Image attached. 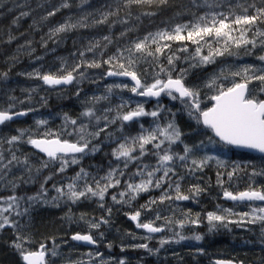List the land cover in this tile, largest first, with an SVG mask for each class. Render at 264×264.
<instances>
[{
    "label": "snow or ice",
    "instance_id": "obj_1",
    "mask_svg": "<svg viewBox=\"0 0 264 264\" xmlns=\"http://www.w3.org/2000/svg\"><path fill=\"white\" fill-rule=\"evenodd\" d=\"M88 0H80V5L87 4ZM168 0H112V3L105 7L109 10L100 13V19H94L92 24H104L110 17L119 16L124 11L125 18L120 23H128L127 17L132 16V9H144L166 5ZM196 8H205L203 14L192 12V18L185 23H176L171 28L149 32L143 38L131 41L124 47H118L116 52L103 58L104 49L111 44L110 37L105 36V44L100 41L90 42L89 46L79 52V61L71 66L62 62L56 72H44L35 70L28 73V77L38 79L49 88L61 85L80 84L85 80L92 83L97 78L90 77L88 69H102L105 71L98 74L99 79L127 78L131 85L124 80L113 81L105 86L102 95L86 96L82 103V110L73 117L64 113L61 117L62 124L59 128L53 129L48 126L47 119H37L35 129H18V135H13L6 141L10 147V158L5 162L3 152L0 151V181H4L12 172L14 167L20 166L31 173L34 165L31 162L30 154L23 158L12 151V146L19 143H26L39 153H43L46 159H41L38 167H35L38 176L43 169L58 165L55 174L66 173L74 166L80 165L81 161L89 155H95L102 150L105 142L114 144L111 150L112 162L103 175L93 174L83 166L75 175L68 177L67 182L61 186L53 184L56 192L49 200L48 189L45 185L52 180V175L44 177L40 184L39 191L31 196H18L16 189L20 182L30 183L35 179L29 176L24 179L23 175L9 180L7 184L0 185L9 188L11 195L0 197V230L12 228L16 239L12 242L19 253L23 264H54L49 257L60 255V245L55 238H51L52 247L48 248L41 242L36 249L26 245L33 243L30 235H22L23 225L19 220H13V215L20 217L25 215L29 208L36 202L47 204H58L61 201L76 204L81 200L95 199L100 208H105V197L110 189H119L123 183L124 187L117 193L112 194L111 199L115 204L131 206L139 194L154 189L160 190L158 198L150 197L149 200L140 205L133 213H128V218L135 224L137 229H142L147 235L133 239H142L145 243L132 245L134 248L144 249L152 254L154 250L149 247L147 241L154 239L156 233L165 231L172 232L174 238L161 237V247L170 243H180L186 239L200 241V235L193 234L187 237L182 231H175L172 227L183 229L187 224L199 226L200 215L196 213L194 218L191 210L183 213V219L174 220L173 216H162L158 209L153 206L164 204L166 201H196V198L205 189L200 184H193L187 192L182 191L181 181L186 177H199L197 173H203L206 168L215 166L216 182L221 189L223 198L230 200L238 206H247L250 211L237 212L235 208H223L217 205L216 212H208L206 215L209 231L217 227L227 228L230 224H237L243 227L246 224H260L261 237L264 238V205L255 202H264V184H258V177H264V54L255 55L257 48L264 53V0H192ZM80 5H77L78 7ZM69 0H61L59 6L48 11L42 17L47 20L55 16L62 8H71ZM28 12H22L21 17L28 16ZM92 13L81 15L73 22L71 16L58 26L50 29L49 38L58 36L61 33L69 32L77 28L88 27V17ZM141 15H155L151 11H141ZM139 17H137L138 19ZM20 17L14 23L18 22ZM132 31L131 28L121 33V36ZM13 37H10V40ZM173 44H177L173 50ZM100 49L99 52L96 50ZM235 49V51H234ZM246 56L255 55L260 64H226L219 72L212 73L202 85H189L186 83L190 69L199 68L209 64H215L220 57L242 58L240 50ZM206 50V54L205 53ZM85 52L93 53L91 60L85 58ZM178 53H185L181 57ZM164 56L167 64H164L161 57ZM99 57V58H97ZM177 61L186 63L185 67H178ZM145 67L143 72L140 65ZM81 68L84 71H81ZM7 73H2L4 79ZM254 81L259 82L258 87H250ZM207 89V92H204ZM130 92L131 97H119L120 102L114 106L109 103L102 110L97 108L101 102L110 101V98L117 93ZM36 89L29 90L28 99ZM81 90L76 92L80 96ZM162 96L171 101H178L183 110L187 112L190 119L196 124L203 125L205 140L199 143H186L185 133L175 121V113L162 103ZM132 97L145 98L144 101L133 100ZM204 97L209 100L210 106L202 107ZM10 103L7 108L0 109V125L11 121L14 117L26 116L29 112L36 111L34 108L13 112L16 103L23 104L24 100L16 97H9ZM45 100V98H41ZM155 99V107L149 111L145 108V102ZM46 102V101H45ZM135 107H131L132 104ZM171 113V118L167 114ZM152 118L150 127L139 124V131L133 135L128 130V125L137 123L141 118ZM164 123H161V119ZM115 125V131H110ZM119 133V135H117ZM211 133V135H208ZM25 137H27L25 139ZM69 137H74L69 139ZM97 141V143H94ZM182 151L178 150L180 146ZM208 145H219L223 148H239L254 151L260 154L262 161L257 166L249 160L246 163L222 159L215 154L204 151ZM150 146V147H149ZM16 151H19L17 149ZM155 157V163L145 162V158ZM135 164V171L128 172L130 165ZM251 168V171H249ZM244 173L248 179V187L245 190L231 191L224 187L227 182L231 183L235 178L239 179ZM159 174V175H158ZM127 177L126 179H123ZM138 178V179H137ZM166 185V187H165ZM26 202L28 207L21 211L22 203ZM245 202H248L245 205ZM171 206V205H170ZM156 211L154 219L141 221L142 211ZM175 209H173V212ZM110 216L112 209H106ZM7 213V215H5ZM67 219L72 222L71 209ZM80 220L88 225L89 232H80L71 235L70 239L77 242H85L88 245H96L103 239L100 233V240H97L93 230H99L102 225L109 224V219L101 216L99 219H86L82 214ZM157 221L162 223L157 224ZM111 249L112 245H107ZM124 251V248H121ZM155 251H159L156 249ZM88 260H80L76 264H111V261L103 259L99 250L86 253ZM119 264H125L121 258ZM215 264H233L232 261H215Z\"/></svg>",
    "mask_w": 264,
    "mask_h": 264
},
{
    "label": "rangeland",
    "instance_id": "obj_2",
    "mask_svg": "<svg viewBox=\"0 0 264 264\" xmlns=\"http://www.w3.org/2000/svg\"><path fill=\"white\" fill-rule=\"evenodd\" d=\"M200 1L202 3V0ZM69 2L72 4L71 8H62L55 16L43 20L42 17L46 16L48 11L59 6L61 0H0V20L5 18L7 14H14L12 18L13 21L11 20L10 22L12 27L18 25V23H14V21L17 20V17H20L26 21L28 27L31 29V32L28 33L29 36L19 44H14L12 49L8 52H4L2 59L0 60L1 70H6L5 72L0 70V72L8 74L6 79L0 76V109L7 108L10 103H13V101H10L9 97H16L18 100L25 101L23 104L16 103L15 107L12 109L13 112L26 110L28 108L36 109V111L29 112V114L22 120L5 123L0 126V141H6L11 136L18 135V129H35V121L37 119H47L49 121V127L53 129L59 128L62 124L61 117L64 113L76 117L82 110L81 101L84 100L86 96L90 97L93 94H104L105 86L114 81L99 79L98 74L106 70V65L103 66L102 69L87 70L90 77L97 78L96 83H92L90 80H85L80 84L74 83L69 87L63 88L46 87L40 80L29 78L27 75L28 73L34 72L35 70H40L41 73L56 72L59 70L62 62H66L67 66H71L79 61V52L85 50L90 42L100 41L102 45L107 43V41L103 40L105 35L110 37L112 43L108 44V47L104 49L105 55L103 58H107L108 55L115 53L118 47H124L131 41L145 36L142 34H136L141 26L140 18L137 19L138 16L132 15L127 17L128 23L126 24L119 22L125 18L124 11H121L119 16L113 18L110 17V22L95 25L91 24L94 18L100 19L99 15L101 12L109 10L105 6L111 4L112 0L88 1V3L84 5H80V1L72 2V0H69ZM77 5L80 6L78 7ZM204 11H206L205 8H196L193 3H190L187 13L189 20L192 18V12L203 14ZM22 12H28L29 16L21 17L20 14ZM87 12L92 13V15L88 17L87 23H89V26L87 29L86 27L77 28L69 32L61 33L51 39L49 38L50 29L64 23L69 16L72 17L74 22L77 18L79 19L81 15L87 14ZM185 22L187 21L182 23ZM129 28H131L132 31L121 36V33ZM98 32L100 33L98 34ZM101 32L103 33L101 34ZM173 46V50L178 47L177 44H173ZM96 51L99 52L100 49H97ZM240 53L242 58L220 57L217 58L215 64L190 69L186 83L189 85H202L212 73L219 72L220 68L226 64H260V61L255 59V55L264 54L261 52L260 48L255 50V55L253 56L244 55L243 49L240 50ZM85 54H87L85 55L86 59L91 60L93 58V53L85 52ZM178 54L181 57L185 55V53ZM204 54H206V50ZM161 60L164 64H167V60L164 56L161 57ZM177 64L178 67H188L186 63L180 61H177ZM145 67H148L149 69L150 79L151 66L141 64L140 70L143 72ZM81 71H84V69L81 68ZM125 82L131 85L129 81ZM258 86V81H254L253 84L250 85V87ZM31 89H36V91L32 93L31 99L29 100V90ZM78 89L81 90L79 97L76 95ZM207 91V89H204V92ZM131 95L132 94L128 91L120 93L117 90V93L110 98V101L101 102L97 105V108L102 110L104 107L108 106L109 103L114 106L120 102V96L128 98L131 97ZM42 97L45 98V100H42ZM132 99L134 101L145 100L137 97H132ZM161 100L167 108L172 109V112L175 113V121L185 133L184 140L186 143L192 144L199 143L201 140L206 141V137L203 134L206 130L203 129L202 125L198 126L194 120L189 118L187 112L183 110L182 105L178 101H171L166 96H163ZM210 103L211 102L204 97L202 107L206 105L210 106ZM155 104L156 101L147 100L145 102L146 110L151 111L155 107ZM131 107H135V104L133 103ZM167 116L168 118H171V113H168ZM183 121L184 123H182ZM164 122L165 121L162 118L161 123ZM140 123H143L145 127H150L152 124V118H141L139 122L128 125L127 127L131 134L135 135L139 131ZM115 128L116 126L113 125L110 131H115ZM117 135H119V133H117ZM208 135H211V133H208ZM26 138L27 137H25V139ZM73 138L74 137H69V139ZM94 143H97V141H94ZM114 146V144L105 142L100 152H97L95 155L86 156L81 161L80 165L70 167L66 173L55 174L58 165H53L49 168L43 169L37 176L35 167H38L40 160L46 159V157L34 152L31 146L26 143L13 145L12 151H15L17 156L23 158L25 154H30L29 158L34 165V168L32 172L29 173L20 166L14 167L7 178L4 181H0V185L7 184L9 180H13L15 177L21 175H23L24 179H28L31 175L35 177L33 181L27 184L20 182V187L16 189V194L18 196L27 197L31 195L22 194L27 188H32L37 193L44 177L52 175V180H49L45 185L49 190L47 198L50 200L52 196L56 195L52 185L56 184L57 186H61L66 183L68 177L75 175L81 166L93 174L103 175L108 170L110 162L115 164V161H113L111 157V150ZM9 147L10 146L6 142L0 143V151L3 152L5 162L10 158V152L8 151ZM182 147L183 146L181 145L178 150L182 151ZM17 149H19V151H16ZM204 151L209 154L218 155L222 159L229 161L246 163L251 160L252 163L257 166H260L262 163L259 155L239 152L231 147L223 148L219 145H208ZM145 162L154 164L155 157L145 158ZM129 169L131 170L129 172L135 171V164L130 165ZM216 171L215 166H211L206 168L203 173L196 174L199 179L196 177H186V179L181 181L182 191L184 192H187L191 185L197 183L205 189V191L196 198L195 202L192 200L175 202L166 201L164 204L153 206L154 209L159 210L162 216H173L174 220L183 219V213L189 210H191L193 218L196 213H199V226L187 224L183 229L175 228V225L172 227L175 231H182V234L187 237H192L193 234H196L200 235L202 239L200 241L186 239L180 243H170L161 247L158 242L161 237L174 238L172 232L165 231L160 235H154L155 238L151 241H147L149 247L154 250L152 254L144 249L132 247V245L145 243L146 241L139 238L133 239L132 235H129V233L134 234L136 237L147 235V233L137 229L135 224L128 220L127 214L133 213L136 209L140 208V205L145 204L150 197L158 198L160 196V190L158 189L139 194L137 199L132 202L131 206L115 204L113 203L111 196L123 189L124 185L122 183L119 189L113 188L109 190V193L105 197V208L103 209L98 206L95 199L81 200L76 204L64 201H61L56 205L36 202L31 208H29L25 215L20 217L13 215L11 218L13 220H19L20 224L23 225L21 234L26 232V235H29V229L32 230V234L34 232L37 233L40 232V230L36 229L35 231L36 227L48 226L49 230L45 235H50L51 233L49 231L52 230V232L59 237L56 243L60 245V255L54 258L49 257V259L54 260V264H76V262L80 260H88L86 253L95 252L97 250L103 254V259L111 261V264H119L121 258L125 260V264H212L214 259L225 258L228 254L235 257L238 254L247 256L251 251H264V238L261 237V227L259 223L246 224L243 227L238 226L237 224H230L227 228L217 227L213 231H209V224L206 215L208 212H216L217 205H220L223 208H235V211L237 212L250 211L247 206H238L235 203L226 202L222 199V191L217 186L216 182ZM249 171H251V168H249ZM126 178L127 177H124L122 180ZM223 179L226 181L224 187L229 188V190L234 192L237 190H245L248 187V179L244 173L240 174L239 179L234 177L231 183L227 182L226 176L223 177ZM256 179L258 184H264V177H258ZM11 194L10 187L5 188L0 186V197L9 196ZM260 204L264 205V202ZM26 207H28V204L24 202L22 203L20 210L23 211ZM108 207L112 209L110 216H108L106 212ZM69 209H71L72 222L67 219ZM173 209H175L174 212ZM82 214L89 220L94 218L99 219L101 216H105L109 219V224L102 225L99 230L92 231L93 236L97 240H100V233H103V239L93 248L77 247L71 240L63 239L76 232H89L88 225L80 220ZM5 215H7V213ZM155 215V210L151 212L142 211L141 221L143 222L149 219H154ZM160 223H162V221H157V224ZM15 239L16 236L12 228L0 230V264H20L21 257L17 250L12 247V242ZM41 242H44V240H39L38 238V240H35L30 245L26 246L34 250ZM109 243L112 245L111 249L107 247ZM47 247L51 248L52 243L47 245ZM122 247L124 248V251H121ZM156 249H159V251H155ZM203 259L206 260L204 261ZM92 264H97V261H92Z\"/></svg>",
    "mask_w": 264,
    "mask_h": 264
},
{
    "label": "trees",
    "instance_id": "obj_3",
    "mask_svg": "<svg viewBox=\"0 0 264 264\" xmlns=\"http://www.w3.org/2000/svg\"><path fill=\"white\" fill-rule=\"evenodd\" d=\"M80 0H72V2H77ZM89 1V0H88ZM96 1V0H90ZM201 2V1H200ZM192 3V0H168V3L166 5H161L160 7L153 6L152 8H144V9H132V15L138 16L141 20V26L139 30L136 32V34L141 35V33H149V32H155L160 29H165L171 26H174L176 23H182L184 21L189 20V16L187 15L189 5ZM141 11H151L154 12L155 15H141ZM14 14H7L5 18L0 20V60L2 59L3 53L8 52L12 49V46L14 44H19L24 39H26L29 35L28 33L31 32V29L28 27V24L25 20L19 19L18 25L16 27L11 26V20L13 18ZM9 21V23H8ZM13 21V20H12ZM18 30V31H17ZM20 32V33H19ZM10 37H13L10 40ZM1 64V63H0ZM5 72V71H2ZM0 72V74L2 73ZM35 190L32 188H27L24 193L26 195H33L35 194ZM46 227V228H45ZM39 229L40 232L33 233L32 230L29 229L28 233L31 236L33 242L35 240H44V243L46 245H49L51 243V238H55V241L59 239L58 236H56L52 230L49 232L51 233L49 235H45L48 233L49 227L48 226H38L35 228ZM77 233V232H76ZM22 235H26V232ZM45 236V237H42ZM67 238V239H66ZM65 240H71L70 236L64 237ZM76 245V244H74ZM79 247V245H76ZM229 260L234 261H242L246 264H264V251H251L247 254V256H242V254H238L235 257H232V255L228 254L225 257ZM20 264L22 263V259L20 261Z\"/></svg>",
    "mask_w": 264,
    "mask_h": 264
},
{
    "label": "water",
    "instance_id": "obj_4",
    "mask_svg": "<svg viewBox=\"0 0 264 264\" xmlns=\"http://www.w3.org/2000/svg\"><path fill=\"white\" fill-rule=\"evenodd\" d=\"M107 79H110V80H112V79L127 80V78H119V77H116V78L109 77V78H107ZM129 81H130V80H129ZM130 82H131V81H130ZM63 86H65V85H61V86H57V87H63ZM66 86H69V85H66ZM149 100L155 101V99H149ZM24 117H26V116L14 117L13 120H15V119H22V118H24ZM13 120H11V121H13ZM33 149H34V148H33ZM233 149H235V150H237V151H241V152H246V153H252V154L260 155L259 153H256V152H254V151L247 150V149H239V148H233ZM34 150H35L36 152H38L36 149H34ZM38 153H39V152H38ZM39 154H42V155L44 156L43 153H39ZM223 199H224V198H223ZM224 200H225V199H224ZM225 201L232 202V201H230V200H225ZM245 203H247V202H245ZM81 234H83V233H81ZM156 234H160V233H156ZM73 242L76 243V244H78V245H82V246H86V247L93 246V245H88V244H86L85 242H77V241H73ZM217 260H221V261H232L233 264H244V263H242V262H236V261L228 260V259H216V260H214V263H215V261H217ZM22 263H23V261H22Z\"/></svg>",
    "mask_w": 264,
    "mask_h": 264
},
{
    "label": "bare ground",
    "instance_id": "obj_5",
    "mask_svg": "<svg viewBox=\"0 0 264 264\" xmlns=\"http://www.w3.org/2000/svg\"><path fill=\"white\" fill-rule=\"evenodd\" d=\"M28 1V0H27ZM90 1V0H89ZM2 4V3H1ZM25 4V3H24ZM35 6V5H34ZM24 8V7H23ZM5 9V8H4ZM83 10V9H82ZM86 10V9H85ZM84 11V10H83ZM12 12V11H11ZM88 13V12H87ZM29 16V15H28ZM76 16V15H75ZM100 16V15H99ZM95 17V16H94ZM98 17V16H97ZM28 18V17H27ZM113 18V17H112ZM78 19V18H77ZM95 19V18H94ZM93 19V20H94ZM120 19V18H119ZM24 20V19H23ZM27 20V19H26ZM92 20V19H91ZM109 20H111V19H109ZM115 21V20H114ZM108 22H110V21H108ZM89 24V23H88ZM92 24V23H91ZM109 24V23H108ZM117 24V23H116ZM94 26V25H93ZM119 26V25H118ZM100 27V26H99ZM114 27V26H113ZM115 28H116V26H115ZM86 29H87V27H86ZM105 29V28H104ZM88 30H90V29H88ZM96 30V29H95ZM94 30V31H95ZM98 30V29H97ZM108 30V29H107ZM115 30V29H114ZM122 30V29H121ZM126 30V29H125ZM18 31V30H17ZM83 31V30H82ZM102 31V30H101ZM104 31H106V30H104ZM112 31V30H111ZM120 31V30H119ZM86 32V31H85ZM92 32V31H91ZM97 32V31H96ZM20 33V32H19ZM95 33V32H94ZM100 32H98V34H99ZM103 32H101V34H102ZM114 33V32H113ZM116 33V32H115ZM1 34V33H0ZM104 35V34H103ZM108 35V34H107ZM128 35H130V34H128ZM87 36V35H86ZM91 36V35H90ZM95 36V35H94ZM106 36V35H105ZM88 37V36H87ZM128 37V36H127ZM132 37V36H131ZM93 38V37H92ZM122 38V37H121ZM124 38V37H123ZM58 47H60V46H58ZM57 48V47H56ZM173 48H174V46H173ZM64 49V48H63ZM59 51V50H58ZM60 52V51H59ZM60 54V53H59ZM54 55V54H53ZM85 55H87V54H85ZM61 58H62V56H61ZM50 60V59H49ZM52 64V63H51ZM14 68V67H13ZM0 70H1V68H0ZM2 71V70H1ZM3 71H6V70H4L3 69ZM10 74V73H9ZM55 104V103H54ZM55 106V105H54ZM182 123H184V121L182 122ZM184 126V125H183ZM196 127V126H195ZM181 128V127H180ZM186 128H187V126H186ZM188 132V131H187ZM190 138V137H189ZM193 138V137H192ZM195 139V138H194ZM193 140V139H192ZM129 171H131L130 169H128V172ZM263 183V182H262ZM140 203H142V202H140ZM50 236V235H49ZM204 261L206 260V259H203ZM203 261V262H204Z\"/></svg>",
    "mask_w": 264,
    "mask_h": 264
},
{
    "label": "flooded vegetation",
    "instance_id": "obj_6",
    "mask_svg": "<svg viewBox=\"0 0 264 264\" xmlns=\"http://www.w3.org/2000/svg\"><path fill=\"white\" fill-rule=\"evenodd\" d=\"M142 35H146V33H141ZM106 80V79H105ZM12 122H14V121H12ZM255 203H258V204H260V203H262V202H255ZM130 220V219H129ZM133 223V222H132ZM134 224V223H133ZM141 231H142V229H140ZM143 232V231H142ZM162 234V233H161ZM158 235H160V234H158ZM94 247L95 246H97V244L96 245H93ZM93 248V247H92Z\"/></svg>",
    "mask_w": 264,
    "mask_h": 264
}]
</instances>
